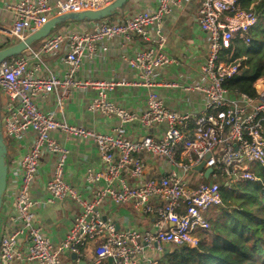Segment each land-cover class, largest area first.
Returning <instances> with one entry per match:
<instances>
[{
	"label": "built area",
	"instance_id": "1",
	"mask_svg": "<svg viewBox=\"0 0 264 264\" xmlns=\"http://www.w3.org/2000/svg\"><path fill=\"white\" fill-rule=\"evenodd\" d=\"M115 1L6 0L4 11L10 24L0 23V37L19 43L54 17L102 10ZM188 1L158 0L156 7L119 21L87 22L90 29L85 32H53L38 49L31 46L0 63L2 131L7 147L16 143L18 157L7 162L6 193H13L14 203L2 218L0 264H65V253L80 259L83 249L93 241L97 245L89 264H104L109 258L113 264H163L148 255V250L162 252L163 246L199 248L201 234L211 229L208 212L223 204L222 183L260 180L256 168L264 169V78L254 82L255 96L227 87L247 60L239 54L240 47H250L252 31L261 23L254 4L245 8V0H196V23L207 35L208 54L200 69L207 83L186 90L203 95L199 112L172 109L155 90L159 84L156 75L181 63L167 53L161 32L154 39L151 31L174 11H181ZM135 37L151 43L136 53L120 51L122 61L138 74L136 80L78 76L85 58L108 53L112 41L126 48ZM49 56H58L65 69L62 76L46 61ZM167 85L178 87L176 82ZM127 86L149 89L144 111H133L111 99L116 88ZM74 91H92L90 111L115 125L100 132L72 123L68 101ZM48 97H54L55 103L52 109L43 110ZM132 124L162 126L163 134L129 135L126 127ZM28 134L32 136L23 152L17 142ZM58 134L97 147L102 167L88 168L85 177L94 189L91 199L67 182L70 150L58 140ZM143 155L163 159L161 172L146 176ZM204 160V171H195ZM46 165L51 168L45 182L48 196L38 200L32 190L42 186L39 175L45 174ZM208 168L213 171L206 178ZM68 199L78 205L79 212L65 239L54 249L51 237L37 221V210ZM107 202L131 203L136 211L153 215L155 231L118 229L116 222L101 212Z\"/></svg>",
	"mask_w": 264,
	"mask_h": 264
},
{
	"label": "crops",
	"instance_id": "2",
	"mask_svg": "<svg viewBox=\"0 0 264 264\" xmlns=\"http://www.w3.org/2000/svg\"><path fill=\"white\" fill-rule=\"evenodd\" d=\"M6 0H0V23L3 25L10 24V19L7 12L4 11ZM129 8L126 12L121 11L119 21L128 15H133L136 12L156 7L158 0H129ZM198 3L196 0L185 2L181 11H174L167 16L161 26H156L151 31V38L157 39L158 33L165 38V49L173 58L177 59L181 65L178 67L168 68L160 71L155 81L159 84L155 90L162 95L167 102V105L172 109L189 111L192 113L199 112L201 109L203 95L199 91L186 90L187 87L196 85H205L206 79L201 74L200 69L208 54L207 35L196 23V14ZM76 22V21H75ZM87 22H76L71 27L53 32L64 31L66 33L85 32ZM92 26L95 23L91 24ZM110 51L108 53H98L92 58H85L78 72L79 77L108 79L116 77L118 80L132 82L138 78V74L132 71L123 61L120 56V51H126L128 54L136 53L151 45L150 42L143 41L135 37L132 42L126 45V48L121 47L118 41L109 43ZM0 50H2L0 48ZM46 61L51 63L54 71L62 76L65 69L61 66L58 56L47 57ZM168 82H176L178 87H169ZM147 88H134L127 86L126 88L118 87L111 93V99L118 105L125 106L133 111L142 112L146 109L147 96L149 94ZM94 93L92 91H74L68 101V109L71 114V122L80 124L86 128L94 129L100 132L109 131L115 122L111 119L90 111ZM55 103L54 97H48L42 106L43 110H50ZM129 135L138 134L139 136L152 135L160 137L163 134L162 126L153 128H143L139 124H132L126 127ZM32 134L25 135L17 142L18 148L25 152L30 143ZM58 140L70 150L69 159L66 166V180L71 185L75 186L82 194L91 199L94 194V189L86 183V170L90 167L99 169L102 167V161L97 147L91 142H79L75 139H66L63 134L57 135ZM16 143L12 144L11 160L18 158L15 149ZM23 154V153H22ZM148 158L146 163L149 169L146 176L156 175L161 172V164L156 159ZM10 160V161H11ZM40 173L39 178L42 181V186H34L32 190L33 196L38 200H45L48 196L45 190V182L48 175L51 173V168L47 165ZM42 174V175H41ZM13 193L9 191L4 196L3 212L5 214L9 209H13ZM79 212L78 205L71 199L64 202H56L54 204H44L43 207L37 210V221L43 227L47 235H49L55 245H60L65 239L70 227L73 225L74 218ZM101 212L104 217L112 218L118 229L135 228L139 231L153 229V221L155 217L151 214L141 213L136 211L131 203L124 205H114L109 202L101 207ZM211 214V210L208 216ZM90 242L84 249L83 255L78 259L73 257V254L65 253L63 260L65 264H89L86 259L89 252L93 249ZM164 249H167L165 252ZM172 250L170 246H163V251L148 250V255L151 257L167 256L168 251ZM95 251V248H94ZM94 257V252H93ZM142 264L143 261H140ZM18 264H34L27 261L19 262ZM104 264H110L109 259L104 261Z\"/></svg>",
	"mask_w": 264,
	"mask_h": 264
},
{
	"label": "trees",
	"instance_id": "3",
	"mask_svg": "<svg viewBox=\"0 0 264 264\" xmlns=\"http://www.w3.org/2000/svg\"><path fill=\"white\" fill-rule=\"evenodd\" d=\"M252 4L261 23L252 31L250 47H240L247 60L227 87L255 96L254 82L264 78V0H245L244 7ZM256 172L257 182L221 184L223 204L211 210V229L202 234L200 247L169 250V264H264V169Z\"/></svg>",
	"mask_w": 264,
	"mask_h": 264
},
{
	"label": "water",
	"instance_id": "4",
	"mask_svg": "<svg viewBox=\"0 0 264 264\" xmlns=\"http://www.w3.org/2000/svg\"><path fill=\"white\" fill-rule=\"evenodd\" d=\"M129 0H116L111 5L107 6L106 8L98 11H85L80 13H70L65 15H60L57 17L52 18L47 24H45L41 29L30 35L24 41H20L15 45L0 50V63L4 60L12 57H16L21 55L25 52L29 47H31L36 41L41 39H45L49 37L53 31L57 28V26L63 22L68 20H73L76 22H96V21H104L108 16L115 13L117 10L123 8V6ZM7 156H8V147L5 142V137L2 131V120H1V94H0V245H1V227H2V216L1 212L3 209L4 203V196L7 190V183H8V163H7ZM210 155L207 156L209 158ZM206 161H202L199 165L194 167V170L197 172L204 171ZM212 168H208L205 171V177L209 178L210 174L212 173ZM154 232L155 229H152ZM167 252V249H164ZM73 257L76 259V255L73 254ZM110 264H113V258H109Z\"/></svg>",
	"mask_w": 264,
	"mask_h": 264
},
{
	"label": "rangeland",
	"instance_id": "5",
	"mask_svg": "<svg viewBox=\"0 0 264 264\" xmlns=\"http://www.w3.org/2000/svg\"><path fill=\"white\" fill-rule=\"evenodd\" d=\"M129 2H127L124 6H123V8H122V10H123V12H126L127 10H128V8H129ZM129 16H131V14L129 15ZM119 18H121V11L120 10H117L115 13H113L112 15H110V16H108L107 18H106V20L107 21H115V20H118ZM96 22H100V21H96ZM74 23H76L75 21H73V20H68V21H66V22H63V23H61V24H59L58 26H57V28L56 29H58V30H64V29H67V28H69V27H71L72 25H74ZM8 25V24H7ZM55 29V30H56ZM54 30V31H55ZM43 40L44 39H41V40H39V41H36L33 45H32V47L34 48V49H38L39 47H40V45H41V43L43 42ZM17 43V40L16 39H6V38H3V37H0V48L2 49V48H8V47H11V46H13V45H15ZM1 97H2V100L4 101V98H3V95H2V93H1ZM9 149H10V155H11V147L9 146ZM10 155L9 156H7V162H8V159L10 158ZM143 158H144V160L145 161H147V159L148 158H146V156L145 155H143ZM156 161H158L160 164L163 162V159H161L160 157H157L156 158ZM147 164V163H146ZM147 170L149 171H152V169H149V166H148V164H147ZM212 210V209H211ZM209 213V212H208ZM4 217V214L2 215V218ZM209 232V231H208ZM203 234V233H202ZM202 234H201V237H202ZM92 244V247H93V249L89 252V254H88V256L86 257V259L87 260H89V262H91L92 261V259H93V252H94V248H96V245H97V242L96 241H93V243H91ZM58 246L57 245H55L54 244V249H56ZM176 247H172V249H175ZM155 258H157V259H159V261L160 262H162L163 264H169L170 263V257H168V256H160V257H156L155 256Z\"/></svg>",
	"mask_w": 264,
	"mask_h": 264
}]
</instances>
